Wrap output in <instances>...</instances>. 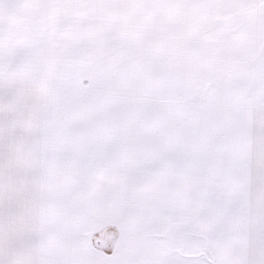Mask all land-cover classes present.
<instances>
[{
	"label": "snow or ice",
	"instance_id": "1",
	"mask_svg": "<svg viewBox=\"0 0 264 264\" xmlns=\"http://www.w3.org/2000/svg\"><path fill=\"white\" fill-rule=\"evenodd\" d=\"M0 264H264V0H0Z\"/></svg>",
	"mask_w": 264,
	"mask_h": 264
}]
</instances>
